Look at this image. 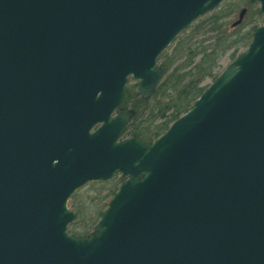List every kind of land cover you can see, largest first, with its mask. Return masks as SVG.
Masks as SVG:
<instances>
[{
	"label": "water",
	"instance_id": "1",
	"mask_svg": "<svg viewBox=\"0 0 264 264\" xmlns=\"http://www.w3.org/2000/svg\"><path fill=\"white\" fill-rule=\"evenodd\" d=\"M223 1L0 0V264H264V23L160 137L125 136L130 78L150 98ZM117 175L72 235L71 196Z\"/></svg>",
	"mask_w": 264,
	"mask_h": 264
},
{
	"label": "trees",
	"instance_id": "2",
	"mask_svg": "<svg viewBox=\"0 0 264 264\" xmlns=\"http://www.w3.org/2000/svg\"><path fill=\"white\" fill-rule=\"evenodd\" d=\"M224 4L195 21L159 56L160 65L165 68V76L152 97H140L136 85L128 84L127 111L132 114V120L126 129L127 136L136 135L151 144L191 108L209 85L206 81L218 77L221 73V59L227 53H231L234 59L242 52V47L246 49L250 44L254 30L264 21L258 4L252 0L244 1L247 14L251 17V27L243 33L236 30L239 25L233 24L229 31L230 28L223 21L233 12H229L230 8H238L241 3L233 2L220 9ZM207 28L211 32L217 31V34L200 40L201 32ZM123 180L122 177H115L107 182H92L72 195L70 200L77 213L76 221L69 228L72 235L88 238L94 234L108 200Z\"/></svg>",
	"mask_w": 264,
	"mask_h": 264
},
{
	"label": "rangeland",
	"instance_id": "3",
	"mask_svg": "<svg viewBox=\"0 0 264 264\" xmlns=\"http://www.w3.org/2000/svg\"><path fill=\"white\" fill-rule=\"evenodd\" d=\"M244 1H245V0H244ZM244 1H243V0H225V1H224V3H225L224 6L220 8V9H223V8L227 7V5H229V4H233V2L241 3L240 6H239L238 8H236V7H231L229 12H231V11H233V12L231 13V15H230L227 19L223 20V21L227 24V26L230 28L229 31H231V29L233 28V27L231 28V25H232L233 21L236 20V19L238 18V14H239V12L241 11L242 8L245 7ZM233 8H236V9H233ZM209 14H210V13H209ZM219 14H220V13H219ZM207 15H208V14H207ZM205 16H206V15H205ZM250 19H251V17L247 14V15H246V18H245V20H244V22H243L241 25L237 26V27H236V30H237V31H240L241 33H243V32H245V31L249 30L250 27H251V25H250V23H249ZM261 23H262V22H260V24H261ZM216 34H217V31L211 32V31H209V29L207 28L206 30H203V31L201 32V35L199 36V39H200V40H202L203 38H204V39H207V38H210L211 36H215ZM211 41H212V40H211ZM211 41H210V42H211ZM208 42H209V41H208ZM243 49H244V47H242L241 51H243ZM230 54H231V53H227V54L221 59V61H220V65H221V67H220V72L224 71V70L226 69V67L232 62L233 59H232V56H231ZM159 64H160V62H159ZM163 68H164V67H163ZM164 69H165V68H164ZM206 83L210 84V83H211V80L208 79V80L206 81ZM130 84L134 85V84H135V81H134V80H131V81H130ZM131 120H132V119H131ZM130 122H131V121H130ZM129 124H130V123H129ZM89 184H90V183H89ZM89 184H86L85 186H83L79 191H81L84 187L88 186ZM69 207L73 209V207H72V201H71V200L69 201Z\"/></svg>",
	"mask_w": 264,
	"mask_h": 264
},
{
	"label": "flooded vegetation",
	"instance_id": "4",
	"mask_svg": "<svg viewBox=\"0 0 264 264\" xmlns=\"http://www.w3.org/2000/svg\"><path fill=\"white\" fill-rule=\"evenodd\" d=\"M243 8L241 9V11L239 12V14L242 12ZM248 13V12H247ZM247 13H245L247 15ZM239 14H238V17H239ZM238 19V18H237Z\"/></svg>",
	"mask_w": 264,
	"mask_h": 264
}]
</instances>
